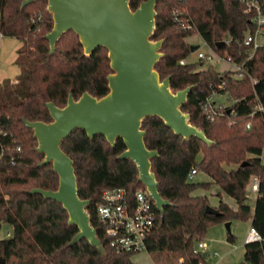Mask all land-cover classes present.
Masks as SVG:
<instances>
[{"label":"trees","instance_id":"trees-1","mask_svg":"<svg viewBox=\"0 0 264 264\" xmlns=\"http://www.w3.org/2000/svg\"><path fill=\"white\" fill-rule=\"evenodd\" d=\"M142 1L128 0L132 10ZM21 2L0 0V33L22 43L18 49L21 73L14 82L5 79L0 83V221L12 227V233L0 239V259L3 264H130L135 253L112 249L95 214L103 190L123 187L132 193L138 187L144 188L137 180L135 163L118 158L125 149L122 139H116L112 146L103 135L89 138L83 130L75 129L60 144L73 160L79 197L90 199L87 211L105 254L86 239L69 246L78 229L68 224L62 205L29 192L36 187L55 190L58 175L51 163L39 165L43 154L36 150V138L23 119L50 122L45 103L51 101L63 107L69 94L75 100L84 92L97 98L106 95L107 75L112 70L107 49L98 47L85 55L72 30L63 33L50 52L45 35L53 20L47 0H34L24 7ZM155 10L151 40H162V55L154 68L161 79L170 77L173 92L193 86L181 110L212 142L207 144L195 136L183 138L157 116L142 120L145 146L158 152L150 160L151 171L160 195L170 202L164 206L163 217L156 210L146 252L155 264H204L195 243L202 240L209 225L250 219L261 241L244 244V260L264 264V47L246 59L242 38L252 24L238 0H157ZM174 10L190 28L178 23ZM193 34H198L214 51L244 62V76L234 78L231 70L219 71L213 65L200 68L203 60L181 63L191 54L192 44L186 38ZM222 39H229V43L217 46ZM222 79L226 87L219 92L228 93L232 103L219 106V113L210 122L201 106ZM257 105L262 110H257ZM247 123L250 128H246ZM192 168L208 180H189ZM252 175L260 177L253 209L246 196ZM211 185L220 189L216 196L225 194L237 207L219 199L215 208L222 214L205 213L210 204L208 197L197 191L209 190ZM232 239L228 234V240Z\"/></svg>","mask_w":264,"mask_h":264},{"label":"water","instance_id":"water-1","mask_svg":"<svg viewBox=\"0 0 264 264\" xmlns=\"http://www.w3.org/2000/svg\"><path fill=\"white\" fill-rule=\"evenodd\" d=\"M32 1L22 0L21 7ZM156 1L144 0L132 10L128 0H47V10L53 20L51 30L45 35L50 52L54 51L60 36L72 30L78 36L85 55L98 47L106 48L112 70L107 75L109 91L106 95L97 98L84 92L75 100L69 94L63 107L51 101L45 103L50 122L23 119L36 138V150L43 154L39 165L51 163L58 175L55 190L36 187L29 192L62 205L68 215V224L78 229L69 246L86 239L100 253H106L91 225L87 211L90 199L79 197L73 160L60 147L61 141L73 130L81 129L89 138L103 135L112 146L116 139H122L125 149L118 158H128L135 163L137 180L150 194L161 217L164 206L170 202L160 195L151 171L150 160L158 152L146 148L142 120L157 116L183 138L195 136L207 144L212 142L203 130L189 122V114L181 110L193 86L173 92L169 86L170 77L161 79L154 68L162 55L159 51L162 40H151L157 14ZM216 45L225 46V42L219 41ZM198 47L197 44L191 45L190 51L194 52ZM205 213L222 214L211 205L205 207ZM225 226L229 231L230 222ZM202 257L205 258L204 252ZM3 263L4 260L0 259V264Z\"/></svg>","mask_w":264,"mask_h":264},{"label":"built area","instance_id":"built-area-1","mask_svg":"<svg viewBox=\"0 0 264 264\" xmlns=\"http://www.w3.org/2000/svg\"><path fill=\"white\" fill-rule=\"evenodd\" d=\"M238 1L244 5V12L250 16L252 24V29L246 32L242 38V44L247 49L246 59H249L255 50L264 47V0ZM173 15L183 28L191 27L179 16L177 10L173 11ZM224 42L227 45L229 39H225ZM195 52L198 60H206L209 64L226 63L234 78H242L245 74L244 62H236L232 55L228 53L220 54L211 49V53L206 54L199 51V47ZM185 62V59L181 61V63ZM252 82L255 83L256 79H252ZM225 87L226 82L222 79L213 93L224 91ZM211 95L205 98L201 106L202 112L210 122L219 113L217 108L221 106H215L211 102ZM257 110H262V107L257 105ZM228 124L231 125V122H228ZM246 128H250V123L246 124ZM196 174L197 170L192 168L188 179L193 180ZM259 187L260 177L252 175L246 186V196L248 198L251 195L256 197ZM156 210L154 201L145 187H138L132 193H129L123 187L107 188L102 191L101 199L95 206L96 218L104 230L108 245L117 252L135 254L146 251V239L154 226ZM256 241H261V237L255 228L250 227L245 242ZM205 248L206 244L202 240L197 242L199 252L205 250Z\"/></svg>","mask_w":264,"mask_h":264},{"label":"rangeland","instance_id":"rangeland-1","mask_svg":"<svg viewBox=\"0 0 264 264\" xmlns=\"http://www.w3.org/2000/svg\"><path fill=\"white\" fill-rule=\"evenodd\" d=\"M224 40L225 39H222V41ZM186 41L192 45H199V51H202L206 54L211 53L212 48H210L198 34H193L187 37ZM20 43L21 42L14 37H0V75L4 74L5 77L12 78L18 77L21 73L18 63L15 62ZM185 60L189 62L199 61L195 51L191 52V54ZM208 65L212 64H209L208 61L203 60L199 67L204 69ZM226 65V63H216L213 66L215 69L220 71L225 68ZM210 99L215 106H229L232 103V99L226 92L213 93ZM227 125H229L228 122ZM206 178L207 176L205 174L200 173L194 176L193 181H205ZM214 192L215 190L213 189H199L197 191V193L206 194L210 203L209 205L216 207L214 204L218 203V199L216 195L212 194ZM229 199V201L234 202L232 198ZM254 201L255 197L251 195L248 198L249 205L252 206ZM226 222H230L229 231L225 226ZM249 228L250 219H232L209 225L202 238V241L207 245V249L200 251V253L206 252L204 264H250L244 260V242ZM11 233V225L0 221V239L8 237ZM228 234L233 236L231 241L228 240ZM195 250L198 251L197 242L195 243ZM131 262L132 264H155L152 256L146 251L132 255ZM180 262L181 261L178 260V263Z\"/></svg>","mask_w":264,"mask_h":264},{"label":"crops","instance_id":"crops-1","mask_svg":"<svg viewBox=\"0 0 264 264\" xmlns=\"http://www.w3.org/2000/svg\"><path fill=\"white\" fill-rule=\"evenodd\" d=\"M2 36H4V35H2ZM21 45H22V43H20V46H19V48L21 47ZM18 61H19V56L17 55L16 56V59H15V62H17L18 63ZM224 69H228V65H226V67L225 68H223L222 70H224ZM221 71V70H220ZM5 79H9L11 82H14L15 81V79H16V77H12V78H10V77H5V75L3 74V75H0V83L3 81V80H5ZM261 159H262V161H263V163H264V150H262V154H261ZM198 174H200V173H198ZM198 174H196V175H198ZM208 180V177L206 178V180L205 181H207ZM210 189L212 190H215V192L214 193H212V194H214V195H216L219 191H220V189H219V187L217 186V185H211V187H210ZM217 197V199H218V201H219V199H221L222 201H224V202H226V203H228L232 208H236L237 207V204L235 203V201L234 202H231V201H229V200H231V199H229L230 197H228V196H226L225 194H221V196L220 197H218V196H216ZM256 198V197H255ZM229 199V200H228ZM217 203H215L214 205H216ZM254 205V204H253ZM253 205L251 206V209H253ZM250 227H251V224H250ZM246 242H244V244H245ZM205 249H207V245H206V248ZM205 254H206V252H205Z\"/></svg>","mask_w":264,"mask_h":264}]
</instances>
